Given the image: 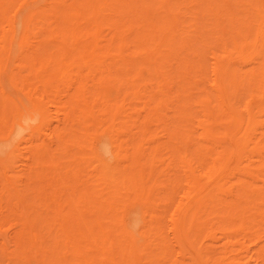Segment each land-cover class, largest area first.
I'll return each instance as SVG.
<instances>
[{"label":"bare ground","instance_id":"1","mask_svg":"<svg viewBox=\"0 0 264 264\" xmlns=\"http://www.w3.org/2000/svg\"><path fill=\"white\" fill-rule=\"evenodd\" d=\"M5 4L0 88L29 70L13 128L93 215L87 264H264V0Z\"/></svg>","mask_w":264,"mask_h":264},{"label":"rangeland","instance_id":"2","mask_svg":"<svg viewBox=\"0 0 264 264\" xmlns=\"http://www.w3.org/2000/svg\"><path fill=\"white\" fill-rule=\"evenodd\" d=\"M5 7L9 12L8 9L3 10ZM1 8L3 11H0V15H4L0 22H4L3 19L8 20L12 14L13 7L5 4ZM5 26V23L0 24V36ZM11 54V62L9 59L10 63L6 62L13 69L16 56L13 52ZM4 64L0 73L7 75V71L11 73L12 69L7 67L4 73V68L8 66ZM17 75L20 84L16 89L7 85L9 88L4 85L0 88V264L90 263V256L95 258V248L88 238L92 231L89 228L93 215L77 207V220H68L69 210L58 207V202L65 200L67 196H63L61 184L53 180V171L48 170V163L41 158L39 150L47 132L36 134L38 122L34 125L35 132L32 135L27 130L23 133L13 128L14 121L26 127L33 116L28 113L26 115L23 111L27 104L23 97L26 89L23 83L29 81V70L22 69ZM31 93L33 94L32 90ZM51 108L54 109L53 104ZM15 130L21 136L16 135ZM3 173H6L5 176ZM57 179L63 181L64 177ZM50 185L62 192L53 203L50 200L53 193L49 190ZM47 221L54 227H48ZM74 222L77 223V230ZM60 225L64 228L63 233L58 232ZM75 242L77 248L73 246Z\"/></svg>","mask_w":264,"mask_h":264}]
</instances>
